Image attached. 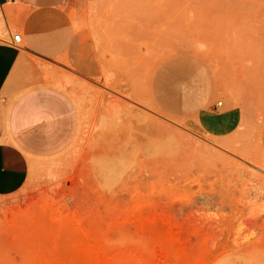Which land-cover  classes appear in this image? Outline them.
Segmentation results:
<instances>
[{
	"label": "rangeland",
	"instance_id": "1",
	"mask_svg": "<svg viewBox=\"0 0 264 264\" xmlns=\"http://www.w3.org/2000/svg\"><path fill=\"white\" fill-rule=\"evenodd\" d=\"M70 18L83 53L50 77L81 130L0 196V264H264V0H85ZM172 62L201 65L199 109ZM199 110L239 124L211 133Z\"/></svg>",
	"mask_w": 264,
	"mask_h": 264
},
{
	"label": "crops",
	"instance_id": "2",
	"mask_svg": "<svg viewBox=\"0 0 264 264\" xmlns=\"http://www.w3.org/2000/svg\"><path fill=\"white\" fill-rule=\"evenodd\" d=\"M84 1L0 0L1 32L8 34L0 42V196L15 194L25 185L30 164L57 159L78 140V103L50 72L61 67L66 56L75 64L80 61L83 36L70 15ZM18 33L22 45L14 47L8 42ZM163 67L179 70L175 78L181 72L185 76L177 80L184 111L199 109L206 101L198 87L201 65L172 62ZM198 120L207 131L222 135L232 132L240 119L235 110L217 115L199 110Z\"/></svg>",
	"mask_w": 264,
	"mask_h": 264
},
{
	"label": "built area",
	"instance_id": "3",
	"mask_svg": "<svg viewBox=\"0 0 264 264\" xmlns=\"http://www.w3.org/2000/svg\"><path fill=\"white\" fill-rule=\"evenodd\" d=\"M7 2H15L16 0H6ZM10 45L14 47H20L22 45V36L21 34H14L12 36L11 42H8Z\"/></svg>",
	"mask_w": 264,
	"mask_h": 264
}]
</instances>
